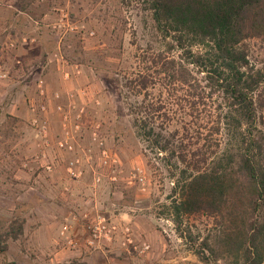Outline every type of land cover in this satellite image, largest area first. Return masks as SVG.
Segmentation results:
<instances>
[{
    "label": "rangeland",
    "instance_id": "obj_1",
    "mask_svg": "<svg viewBox=\"0 0 264 264\" xmlns=\"http://www.w3.org/2000/svg\"><path fill=\"white\" fill-rule=\"evenodd\" d=\"M144 3L0 0V71L7 73L6 78H0V246L6 247L0 253V264H105L92 248L62 245L60 230L68 223L63 215L79 207L76 199H109L102 209L108 217L124 212L145 229L147 235L138 242L150 245L148 253L139 255L132 249L127 253L117 245L112 248L113 259L124 260V264H203L176 233L170 218L171 172H180L182 167L175 170L173 161L167 165V155L160 157L149 150L137 137L129 115V105L139 103L142 96L127 88V80L145 72L168 43L156 32ZM41 6L50 10L52 24L40 29L45 32V49L36 51L41 53L38 65L27 66L26 75L35 89L9 86L12 80L20 81L12 74L26 68L16 55L18 47L28 48L37 42L35 22L40 19ZM61 9L68 13L72 25L68 32L56 29ZM246 45L251 65L264 74V38H253ZM37 67L44 71L43 76H35ZM161 78L156 76L157 83L148 90V101L164 104L173 118L169 128L180 129L189 120L186 112L176 107L185 93L172 91ZM39 79L44 83L43 96L36 87ZM54 94L60 95L59 103L68 117L67 130L76 139L74 153L55 148L54 141L63 133V119L56 110ZM34 116L47 123L51 172L41 166L45 162L40 156L42 134L31 126ZM102 149L115 160L114 166L101 164ZM81 150L89 155L88 161ZM76 158L79 163L72 171H81L78 177L68 170ZM184 220L199 241L218 233L216 219L196 214ZM12 224H21L22 234L17 240H3ZM211 264L235 263L234 258L223 255Z\"/></svg>",
    "mask_w": 264,
    "mask_h": 264
},
{
    "label": "trees",
    "instance_id": "obj_2",
    "mask_svg": "<svg viewBox=\"0 0 264 264\" xmlns=\"http://www.w3.org/2000/svg\"><path fill=\"white\" fill-rule=\"evenodd\" d=\"M143 2L168 43L145 72L127 80L142 96L128 110L149 150L182 167L171 172L175 231L203 264L223 255L235 264H264V74L251 65L246 45L264 38V0ZM156 76L185 93L176 107L189 120L180 129L169 128L164 104L148 101ZM196 214L216 219L218 233L193 236L184 218ZM21 234L22 225L12 224L3 240Z\"/></svg>",
    "mask_w": 264,
    "mask_h": 264
},
{
    "label": "built area",
    "instance_id": "obj_3",
    "mask_svg": "<svg viewBox=\"0 0 264 264\" xmlns=\"http://www.w3.org/2000/svg\"><path fill=\"white\" fill-rule=\"evenodd\" d=\"M68 13L65 10L59 11V19L56 24V29L58 32H65L67 30H72V28L68 22ZM68 32V31H67ZM5 71H0V78H6L7 73ZM64 78L68 79V73L64 74ZM36 87L40 96L45 94L44 91V83L42 80H37ZM53 101L56 104L57 112L62 114L63 119V133L60 138H57L54 141L55 148L59 151H67L70 153H74L76 139L73 136V133H70L67 130V121L68 117L63 112V107L60 105V95L54 94ZM43 108V107H42ZM33 109V106H32ZM34 112V110H32ZM31 126L34 127L39 133L42 134V150H41V160L45 161L41 166L46 172H51L53 166L51 163H48L47 152L46 150L51 147V140L47 137V123L45 121H41L37 119L35 116L31 119ZM75 130L78 129V126H74ZM83 155L86 156L88 161L89 155L86 154V151H80ZM89 152V151H87ZM111 155L108 153L106 149H102L100 152V160L101 164L104 167H112L114 166L115 160L111 159ZM79 163V159L76 158L72 162H70L68 166V170L73 173L72 169L74 166H77ZM74 169H78L75 167ZM79 170V169H78ZM81 174V171H76L73 173L74 177H78ZM99 181V178L96 179V182ZM77 216L72 215L71 219L73 221H77ZM83 228L85 234V245L87 248L95 249L101 244L112 245L117 243L120 248L130 251L137 252L139 255H144L149 252L150 245L146 242H138L134 240L132 230L128 225H120L116 221H112L108 217L102 214L95 213L92 217L89 215H83ZM60 236L64 238V244L66 247L74 248L79 247V243L72 237L71 235V226L69 224H64L60 230Z\"/></svg>",
    "mask_w": 264,
    "mask_h": 264
},
{
    "label": "crops",
    "instance_id": "obj_4",
    "mask_svg": "<svg viewBox=\"0 0 264 264\" xmlns=\"http://www.w3.org/2000/svg\"><path fill=\"white\" fill-rule=\"evenodd\" d=\"M39 11L41 14L39 16L40 19L37 20V22H35L39 26V27L37 26V28H39L37 42L35 45H28L29 46L28 48L26 47V45H24V46L20 45L18 47L16 55L22 59L26 68L24 70L23 69L17 70L16 73L12 74V76H16L17 78H19L20 81H18V82L16 81V83H14V80H12L10 82L9 86L21 87L22 89H25V90H29V88H31V87H33L35 89V87H34L35 85L33 83L31 85V83L29 82V79H28V75H26L29 72L27 69L28 68L27 66L28 65H34V64L38 65L37 63H38V59L40 58L41 53H37L36 51L38 49L41 50V47L45 49V43H43V41L45 39V37H44L45 32L40 30V29L48 28L52 24V21L50 19H48V18H51L50 14L48 13L50 10H48L47 7H45V8L42 7ZM30 50H34V52H29ZM31 63H33V64H31ZM43 75H44V71H40L39 68L37 67V71L35 72V76L39 77V76H43ZM46 80H48V77ZM76 200L78 201L79 207L70 209L69 210L70 214H65L63 216L67 220V222H68L67 224H69L71 226V235L79 243V248L85 249L87 247L85 245V234H84V228H83V224H84L83 215H89L92 217L95 213H97V214L100 213V214L108 217V214H107L108 212H106V210L103 211L102 209H103V207L106 208L107 204H105L104 202L109 201V199H76ZM82 202H84V203H82ZM104 204H105V206H104ZM86 205H88L87 208H86ZM86 209H88V210H86ZM72 215H75L78 217L77 221H73L71 219ZM127 215L128 214H124V212L123 213L117 212L116 214L112 213L110 215V217H108V218L111 219L112 221H116L120 225H128L132 230V234H133L135 241H138V239L140 237L147 235L143 226L139 222L134 220V218L129 217ZM151 237H153V236H151ZM60 241L62 242L63 239ZM62 245L65 246L64 242H62ZM117 245H118L117 243L112 244V245H107V244L103 243V244L99 245L97 248L93 249V251H94V253H99V256H101V258L105 260V264H124L125 263L124 260L113 259L112 248L114 246H117ZM117 247H119V245ZM120 249L122 251L130 253V251H126L122 248H120ZM79 252H80V250H79ZM127 264H130V262H127Z\"/></svg>",
    "mask_w": 264,
    "mask_h": 264
}]
</instances>
